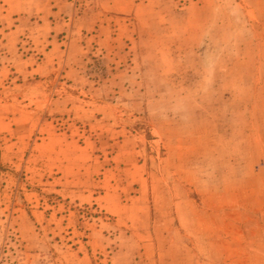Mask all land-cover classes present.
I'll return each mask as SVG.
<instances>
[{
    "label": "rangeland",
    "instance_id": "obj_1",
    "mask_svg": "<svg viewBox=\"0 0 264 264\" xmlns=\"http://www.w3.org/2000/svg\"><path fill=\"white\" fill-rule=\"evenodd\" d=\"M137 3L0 0V264H264V0Z\"/></svg>",
    "mask_w": 264,
    "mask_h": 264
},
{
    "label": "crops",
    "instance_id": "obj_2",
    "mask_svg": "<svg viewBox=\"0 0 264 264\" xmlns=\"http://www.w3.org/2000/svg\"><path fill=\"white\" fill-rule=\"evenodd\" d=\"M98 2L97 6L99 9L93 10V20L98 21L100 24L93 23V27H99V29L104 30L110 26V21L119 19L117 15H130L132 14L139 4L137 0H96ZM97 23V22H96ZM92 26L88 25L87 29L93 31L91 29Z\"/></svg>",
    "mask_w": 264,
    "mask_h": 264
}]
</instances>
